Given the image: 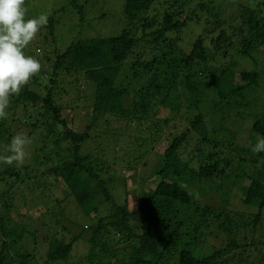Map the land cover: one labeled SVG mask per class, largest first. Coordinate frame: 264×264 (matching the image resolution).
Segmentation results:
<instances>
[{"label": "trees", "instance_id": "obj_1", "mask_svg": "<svg viewBox=\"0 0 264 264\" xmlns=\"http://www.w3.org/2000/svg\"><path fill=\"white\" fill-rule=\"evenodd\" d=\"M27 1L32 13L43 8L39 0ZM91 1L66 5L79 16L81 31L100 26ZM122 5L117 35L98 32L61 45L60 6L25 49L42 67L9 98L0 118V157L9 155L12 136L24 128L43 145L33 167L0 162V264H59L80 241L90 264H264V152L252 151L264 137V112L245 107L256 102L250 90L257 93L261 75L237 66L241 57L264 61V0ZM91 84L88 105H68L83 112L79 130L63 117L59 100L63 94L85 100ZM183 106L197 113L160 144L163 151L154 150L165 130L178 128L174 121ZM239 137L244 144L236 143ZM152 151L158 157L150 158ZM122 167L136 171L134 179L138 170L147 172L138 177L133 201L118 202L112 191L124 180ZM229 182L252 212L235 208ZM60 186L90 225L64 213L53 192ZM23 191L30 200L21 209ZM105 203L112 209L101 216Z\"/></svg>", "mask_w": 264, "mask_h": 264}, {"label": "rangeland", "instance_id": "obj_2", "mask_svg": "<svg viewBox=\"0 0 264 264\" xmlns=\"http://www.w3.org/2000/svg\"><path fill=\"white\" fill-rule=\"evenodd\" d=\"M38 1V0H37ZM50 3H48V0H39L38 3L39 5H41L43 8L40 7V9H37L35 12L32 13V11H34V5H32V11L31 10H27V13H32L33 16H39L40 14H46V15H50L51 13L54 12V10H56L58 7L63 6V8L60 11V24H59V37H60V43L61 45L67 46L72 40L76 39V37H87V36H92V35H96L98 32L99 35L102 36H106V35H117L119 34L120 29L118 28L119 26L117 25V21L115 19L116 16L119 15V13H121V6H123L122 4L125 3V0H92L91 3L95 2V7H94V12H95V16L93 14H91V16L93 18H96V20H98L100 23V26L97 25V29L92 28L91 30H85V31H81L80 30V26H81V22L79 21V16L77 14L73 13V8H68L66 9V5H69L68 0H52L49 1ZM25 3L28 5V1L25 0ZM48 3V4H47ZM93 6V4L91 5V7ZM66 9V10H65ZM63 10H65V12H63ZM93 12V13H94ZM202 13V12H201ZM104 14L107 15V18H104ZM28 17V16H27ZM205 22V21H203ZM203 22L198 24L197 26H195V32L198 31V33H200L204 27ZM109 23V24H108ZM108 24V25H107ZM206 24V22H205ZM203 25V26H202ZM99 30V31H98ZM196 34V33H194ZM86 35V36H83ZM32 49H35L36 47H31ZM259 57L262 55H258ZM238 67L241 68H249V69H256L261 77L259 79L258 82V86L257 88V93H255L254 89H251L250 91L253 93V95L257 98L256 102H251V106H245L246 109L248 111L251 112H264V61H261L260 65L258 63H254L250 60H248V58H243L241 57L240 60H238L237 63ZM238 67L236 68V70H239ZM131 80V79H129ZM133 83H139V81L137 79L132 80ZM128 82V80H126V83ZM90 86V85H89ZM86 87L87 90L83 92L85 100H74L75 96L74 95H67V94H63L59 100L60 103H63L64 108H63V117H65L66 119H68V121H74V123L77 125V128L79 130H83L85 123H84V117H83V112L78 111L77 113H73L71 112V108L68 107V105H72L74 104L76 107H84L85 105H88L92 100H93V95H94V89L95 86L94 84H91L90 87ZM136 86V85H135ZM131 97H126V101L129 102V99ZM233 100L237 99L236 96H233L232 98ZM184 107V108H183ZM181 110H179L176 113V118L174 121L178 123V128L175 129H167L164 131L163 136H161L158 139V142H156L155 144V149L156 151L160 150L163 151L161 148L163 146H160V144H162L163 141L170 139V135H172V133H179L180 131H182V129L184 130L183 126L184 124H187L188 121L186 119L187 116H191L196 114L197 112L195 110H189L186 106H183ZM78 113L80 115H78ZM238 121L232 120L233 124H236ZM241 125L243 126L244 124L241 123ZM247 125L251 126V122L247 121ZM186 126V125H185ZM247 126V127H248ZM244 131H246L244 129ZM156 132V131H155ZM154 132V133H155ZM19 133H27L26 128H24L21 132ZM241 136V135H239ZM40 136H38L37 134H35L34 138L31 140V143L29 145L26 146V150H25V158H24V164L26 165H30V166H34L35 162L33 161V156L35 153V150L37 149L38 146L43 145V142L40 140ZM244 139H241L240 137L236 140V143L239 145L244 144ZM49 145H51V143H49ZM52 147V145L50 146ZM124 148H126V145L122 146ZM119 150H121L122 152H128V150L130 149H124L122 150L119 146L118 148ZM224 151V153H226L225 151H227V149H222ZM119 152V151H118ZM122 154V153H121ZM131 156H127V158H130ZM154 157H158V154L155 153V151H152V154L150 155V158H154ZM132 158V157H131ZM132 160V159H131ZM121 166L118 165L117 168H120ZM143 165L140 167L142 168ZM122 171L121 173L124 175V180H122L121 178L115 182V185L112 187V191L114 193V196H116V199L118 200V202H123V199L125 197H128V199L130 200H134L138 194V189H139V184L141 182V180L138 177H142L143 175H147V172L143 173L142 171L138 170V175L137 178L134 179V177H130V175L133 172H136L134 170H129L126 167H122L121 168ZM125 182V184H124ZM232 182L228 183V186L232 189L233 191V195H232V201L233 204L235 206V208H237L240 211H244L247 213L252 212L253 210L245 207V205L242 204L241 202V192L240 190L238 191V189L234 186H232ZM2 187L6 188V185H1ZM134 189H137V192H133ZM64 187L60 186L57 189L53 190V192H55V195L57 196L58 200H62L61 202V208L64 211V213L68 216H70L71 218L75 219L76 221H78L81 225H90L91 222L85 219L84 215L82 214V212L78 213L79 207L78 204L76 202H72L66 197V194L64 192ZM238 191V192H237ZM25 193V196H21L18 197V202L20 205L21 209H24L26 206V203L29 202L30 197L29 195L26 193L27 191H23ZM20 193V192H19ZM214 192L211 193L212 197H213ZM72 199V197H71ZM213 200L215 201H219L217 198H213ZM105 206L102 209V213L100 214L101 216H105L107 214L110 213V210L112 209V203H105ZM135 205V202H134ZM15 215V214H14ZM16 216V215H15ZM39 228H41V225L38 224L37 225ZM69 229L72 231H79L80 226H75V225H70ZM66 237H68L69 239H71V234L69 233H65ZM259 237H262V235H259ZM210 241L212 242L213 245H218L219 242L217 239H213L210 238ZM208 249L204 250L203 252H207ZM88 252L87 249V244H85V242L80 241L78 243H76L74 250H73V254L70 258H68L65 261H61L59 262V264H90V262L88 261V259L86 258V254ZM201 252V253H203Z\"/></svg>", "mask_w": 264, "mask_h": 264}, {"label": "clouds", "instance_id": "obj_3", "mask_svg": "<svg viewBox=\"0 0 264 264\" xmlns=\"http://www.w3.org/2000/svg\"><path fill=\"white\" fill-rule=\"evenodd\" d=\"M47 23L46 14L27 17L25 0H0V118L7 114L9 98L41 71L40 60L27 55L25 49ZM30 143L25 134L12 136L7 146L9 155L0 157V162L21 166ZM252 151L264 152V137L257 138Z\"/></svg>", "mask_w": 264, "mask_h": 264}]
</instances>
